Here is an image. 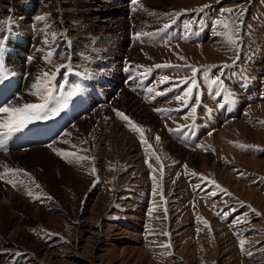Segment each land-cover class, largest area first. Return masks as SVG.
Segmentation results:
<instances>
[{"label": "rangeland", "instance_id": "374dc122", "mask_svg": "<svg viewBox=\"0 0 264 264\" xmlns=\"http://www.w3.org/2000/svg\"><path fill=\"white\" fill-rule=\"evenodd\" d=\"M36 1L17 0L12 14L0 18V71L7 74L0 81V108L41 103V94L49 91L53 106L74 88L79 91L68 105L78 96L85 100L86 107L77 110L71 124L62 110L48 119L33 121L12 134L0 149V174L8 169L13 173V183L0 182V264H264V94L259 93L257 79L264 69L256 72L251 65L264 47V0H187L182 6L165 0L158 5L164 8L166 4L165 11L140 2L137 8L129 7L134 12L124 11L120 16L122 19L125 14L120 32L113 25L109 28L114 33L107 34L92 31L96 25L102 27L103 18L86 16L75 2L61 5L65 12L62 24L51 20V14H44ZM85 1L94 8L101 4ZM221 5L222 11H218ZM31 6L33 12H27L25 7ZM207 15L214 23L204 41L185 46L169 37L165 44H157L154 36L166 30L165 25L181 26L186 20L191 25L203 24ZM37 19L39 23L32 25ZM59 26H64L63 37L53 30ZM45 31L56 35L40 49L48 51V60L39 62L31 54L39 49L35 39ZM186 32L193 36L192 29ZM11 33L18 41L11 39ZM16 42L24 46L18 50L35 63L28 64L25 55L13 58L17 50L10 43ZM68 51L74 57L68 56ZM123 60L140 66L137 68H143L144 74L152 71L149 86L159 85L160 93L126 90L125 80L135 72L123 66ZM238 62L246 68L239 76H251L246 82L256 95L250 97L238 119L220 126L207 139L210 152L195 147L184 152L172 143L175 133L177 138L180 129L186 135L201 133L207 120L202 106L210 114L218 113L211 100L218 99L220 89H224L220 79L232 70L226 65ZM157 64L172 67L156 68ZM113 65L125 68L121 71L126 74L123 80L116 75L111 87L108 78ZM221 65L226 67L210 79L209 68L219 71ZM188 66L200 69L194 77L193 91L198 92L194 103L193 91L188 97L183 94L180 101L173 98L178 83L186 88L190 82L191 86L188 78L193 74ZM164 76L169 81L162 83ZM185 79L188 83H183ZM89 85L95 87L90 92ZM89 98L95 102L90 103ZM122 112L132 121L136 118L147 144L117 115ZM103 113L116 120L117 126H112L118 131L114 139L130 140L123 154L108 156L106 171L101 168L102 154L94 147L100 137L105 138L101 132L105 125L90 124ZM112 116L105 124H111ZM6 118L0 112V120ZM87 120L88 125L81 123ZM244 126L257 136L244 133ZM76 156L87 159L77 160ZM199 174L211 177L219 187ZM148 183L153 196L143 211L142 205L133 206L130 199H137L142 190L150 193L149 187L142 188ZM35 208L43 210L44 216ZM27 236L31 239L29 246L25 243ZM35 245L46 248L38 254L31 247Z\"/></svg>", "mask_w": 264, "mask_h": 264}, {"label": "bare ground", "instance_id": "6f19581e", "mask_svg": "<svg viewBox=\"0 0 264 264\" xmlns=\"http://www.w3.org/2000/svg\"><path fill=\"white\" fill-rule=\"evenodd\" d=\"M69 1L70 2H72V4H73V2H75L74 3V5H77V8H78V6L79 7H81L83 10H84V12H86V16L88 15L89 17H91L92 19H97V18H100V17H102L103 18V21H101L100 23H101V25H102V27L101 26H99V25H96V26H94L93 27V29L94 30H92V31H102L103 33H106L107 34V32L108 33H114V32H111V29L109 28L110 26H113V25H115L116 26V30L117 31H119L122 27V25H123V23H122V21H123V18H124V16H125V14H124V16H123V18L121 19L120 18V16L124 13V11H130V10H132V9H130L129 7H134L135 5H137L135 8H137L138 7V3H140L141 2V4H150L152 7H154V8H156V9H164V11H165V8H166V4H163L164 5V8H163V6L162 7H159L158 5L161 3H164V1L165 0H138V3L137 4H134L133 3V0H131L130 1V4H128L129 2H128V0H117V1H119V3H115V4H112V5H110V4H106V3H109V2H106L105 0H97V2H100L101 4L99 5H97L96 6V8H94L93 7V4H89L88 3V1H85V0H66V2H62L61 0H41V1H39V2H37L39 5H41V10L43 11V13L44 14H51L52 15V18L53 19H51V20H56V21H59V22H61V20H62V22L64 21V19H63V16L65 15L64 13V9L63 8H61L62 6L61 5H63V3L65 4V5H63V6H67V4H69ZM174 1H176L177 2V4L178 5H180V6H182V5H184L185 3H186V1L187 0H174ZM16 2H17V0H0V18H2V19H4V18H6V17H8L9 15H11L12 13V9H13V6L16 4ZM103 3H105L104 5H102ZM121 3V4H120ZM123 4V5H122ZM119 6V7H117V6ZM127 5V6H126ZM149 5V6H150ZM72 6V5H71ZM145 6V5H144ZM148 6V5H147ZM151 6H150V8H151ZM39 7V6H38ZM69 7V6H68ZM123 7H125L124 9H121V8H123ZM72 8V7H71ZM76 8V7H75ZM140 8V7H139ZM39 9V8H38ZM69 10H71L70 8H69ZM10 11V13H8ZM66 11V10H65ZM71 11H73V10H71ZM150 11V10H149ZM155 11V10H154ZM163 11V10H162ZM83 13V12H82ZM41 14V13H40ZM43 14V15H44ZM56 14V15H55ZM55 15V16H54ZM63 15V16H62ZM88 19V18H87ZM121 19V20H120ZM143 19V18H142ZM41 20V19H40ZM66 20V19H65ZM148 21V20H147ZM43 23L44 21L43 20H41L40 21V23ZM61 22V23H62ZM125 22V21H124ZM39 23V22H38ZM41 23V24H42ZM46 23H47V21H46ZM49 23V22H48ZM55 23H57V22H55ZM3 24V23H2ZM24 24V23H23ZM63 24V23H62ZM61 24V25H62ZM98 24V23H97ZM127 24V23H126ZM4 25V24H3ZM2 25V26H3ZM25 26V25H24ZM127 26V25H126ZM125 26V27H126ZM62 28L61 29V32H60V30L59 31H57V29L58 28ZM58 28H53V30L54 31H56V33H58L59 35H61L62 34V37H63V30H64V26H59ZM67 27H68V25H67ZM70 27V26H69ZM68 27V28H69ZM87 27V26H86ZM2 28V27H1ZM124 29V28H123ZM67 30V29H66ZM104 30H105V32H104ZM81 31V30H80ZM124 31V30H123ZM122 31V32H123ZM116 32V31H115ZM120 32V31H119ZM67 33V32H66ZM87 33V32H86ZM89 33H90V31H89ZM1 34V33H0ZM56 34L55 33H53L52 31H50L49 33L47 32V31H45L42 35H39V36H37V38L35 39L36 40V42L35 43H37V44H39V49H37L36 51H33V53L31 54V55H33L34 57L33 58H36V61H39V62H41V61H44V60H48V57H47V52L48 51H43V49L42 50H40L42 47H43V44L45 43V42H47V40L49 39V38H51V37H53V36H55ZM89 35H91V34H89ZM25 38V37H24ZM56 39V38H55ZM59 40V43H61L60 41H62L63 40V38L62 39H58ZM18 41V40H17ZM56 41V40H55ZM58 42V41H57ZM55 43V42H54ZM69 43V42H68ZM16 44H17V42H16ZM58 44V43H57ZM48 45V44H47ZM72 45V44H71ZM45 46V45H44ZM69 46V45H68ZM50 47H51V45H50ZM49 47V48H50ZM67 47V46H66ZM18 48H20V49H22V47L19 45L18 46ZM36 48H37V46H36ZM49 48H47V49H49ZM70 49V48H69ZM80 49V51H81V48H79ZM59 50H61V52H66V51H63L62 49H60L59 48ZM191 51V50H190ZM50 52H52V51H50ZM69 52V51H68ZM85 52V54H88V55H90L89 53H88V51H82L81 53H84ZM84 54V55H85ZM71 54H70V52L68 53V56H70ZM78 56V55H77ZM51 57V56H50ZM56 57V56H55ZM58 57H60L59 55H58ZM70 57H74V55L73 56H70ZM69 57V58H70ZM75 57H76V55H75ZM78 58V57H77ZM86 58V57H85ZM20 59V58H19ZM26 60L28 61L27 63L29 64H32V63H35V61H32V58L30 57V58H27L26 57ZM68 62V61H67ZM70 62H72V60H70ZM69 62V63H70ZM73 64V63H72ZM75 64V63H74ZM60 67V66H59ZM122 67V66H121ZM28 68V67H27ZM122 69V68H121ZM121 91V90H120ZM123 92V91H122ZM120 95H122V94H120ZM125 100V99H124ZM111 114H106V113H103V114H101V115H98L99 117L96 119V121H90V124L91 125H94L95 123L97 124H100L101 123V125H105V128L103 129V131H101L102 132V136L103 137H105L104 139L103 138H101L100 136V140H95L96 142L94 143V147H95V149L96 150H98V152H100L99 153V155H101L102 156V162H101V165H102V169H105V171L108 169V167H107V163H108V161H107V159H109V155L110 154H112V155H116V156H120L121 154H123L125 151H126V149H125V145L126 144H130V140L128 139V138H126V139H124V140H122V138H120V137H118V138H116V139H114V133H116V132H118L117 131V128L116 129H112V126L114 125L115 126V123L114 122H116V120L114 119V117L113 118H111L112 120L114 119V121H112V120H110V125H108L107 123L105 124V121L108 119V118H110L111 116H110ZM136 115V114H135ZM93 116V115H92ZM94 117H96V115H94L92 118H94ZM136 119V118H135ZM87 122H88V120L87 121H84V122H81L82 124H85V125H88L87 124ZM108 125V126H107ZM107 126V127H106ZM117 126V125H116ZM115 126V127H116ZM239 127H242V126H240V125H238ZM92 128H94V127H92ZM96 129V128H95ZM100 130V129H99ZM113 130V131H112ZM228 130V129H227ZM89 131V130H88ZM243 131H244V133L246 132V134H248V135H250L251 137H255V136H257V134L254 132V131H251L250 129H249V131L247 132V128H246V126H244L243 127ZM93 132H95L94 130H93ZM88 133H90V132H88ZM126 134V133H125ZM98 135V134H97ZM96 135V136H97ZM230 135H232V134H230ZM98 137V136H97ZM113 139H114V141H115V143H113ZM255 139V138H254ZM120 140H122L123 142H121L120 143ZM203 161V160H202ZM259 164V163H258ZM221 173H223V172H221ZM224 178L225 179H227V181H230L228 178H229V176H228V178L225 176V174H224ZM232 183V182H231ZM4 186V185H3ZM1 190V189H0ZM8 192V191H7ZM9 194V193H8ZM11 195V194H10ZM12 198H13V196H12ZM24 207H27V205L25 206L24 205ZM30 209L32 208L31 206H28ZM41 215V217L42 216H44V211L43 210H41L40 208H35ZM95 209V208H94ZM31 211V210H30ZM49 215V214H48ZM51 215V214H50ZM52 216V215H51ZM120 231H121V229H120ZM124 231V230H123ZM122 231V232H123ZM90 232V231H89ZM123 234V233H122ZM119 236H120V234H119ZM25 243H26V246H29V245H31V239H30V237H26V240H25ZM131 246V245H130ZM129 246V247H130ZM32 247V249H34L35 250V252L36 253H38L39 254V252L38 251H40L41 249H44V248H46V247H42V246H37V245H35V246H31ZM132 249L134 250V251H136V252H140L138 249H137V247H134V245H132ZM126 253H127V251H126ZM141 254V253H140ZM46 255H47V253H46ZM44 256V255H43Z\"/></svg>", "mask_w": 264, "mask_h": 264}, {"label": "snow or ice", "instance_id": "6c2138e0", "mask_svg": "<svg viewBox=\"0 0 264 264\" xmlns=\"http://www.w3.org/2000/svg\"><path fill=\"white\" fill-rule=\"evenodd\" d=\"M134 4L138 3V0H133ZM142 7V5H141ZM135 11V9H133ZM165 28L168 27V25L164 26ZM225 27H227V25H225ZM139 35L137 36V38H139ZM143 35L147 36L149 35L148 33H143ZM140 67V66H137ZM156 68H161V67H172L171 65H160L157 64L155 65ZM191 72L193 74L192 78H188L191 79V86L187 89V91L184 93L185 97H188L191 95L193 88L196 87V80L194 79V77L196 76V74L200 71V69L196 68V67H191ZM150 71V70H149ZM208 69H205V74H207ZM49 73H44V76H49ZM7 78V74L3 73L2 71H0V81H3L4 79ZM188 79H185L183 81V83H188ZM169 81V77L164 76L161 78V82H168ZM218 81H213V83H217ZM79 91V89H72L71 91H68L65 95H63L59 100L56 101V103L53 106H50V97H51V92H47V95L41 94V103H35V104H24L22 106L16 107V106H10L8 108H0V112L5 113L7 115L6 119L0 120V149L4 148L5 146V141L11 137L12 134L22 131L24 128H26L30 123H32L33 121L36 120H43V119H48L52 116L57 115L61 110H63L64 108H66L68 106V103L70 101V99L77 94ZM55 99V98H53ZM183 97H177V100H182ZM185 104L188 103L187 100L184 101ZM159 111V110H157ZM193 112H195V108H193ZM117 115H119L122 119H124L125 121L128 122V125L130 127L131 130L137 132L140 134L141 137V142L144 144H147V141L144 139V129L137 125L134 121H132L129 117H127L126 115H124L123 113H117ZM261 123H264V121H262ZM156 141L159 142L160 141V137L156 136ZM238 147H243L242 145H237ZM148 147L150 148L151 145H148ZM57 154H60L59 152ZM68 155H74V154H68ZM77 160L80 159H87V157H80V156H76L75 157ZM69 163H72L73 161L71 159L68 160ZM8 171H12V170H8ZM20 171V170H17ZM25 175H27V173H24ZM193 175H195V173H193ZM0 179H4L3 175H0ZM9 183H13V181L9 180ZM37 188L40 187L39 184L36 185ZM217 187H219V185H217ZM29 195H31V193H28ZM243 243V241L241 242Z\"/></svg>", "mask_w": 264, "mask_h": 264}]
</instances>
